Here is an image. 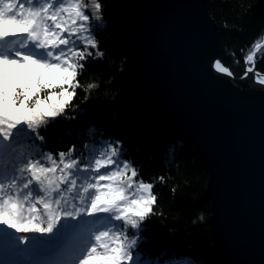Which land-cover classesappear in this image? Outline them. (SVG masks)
Listing matches in <instances>:
<instances>
[{"label": "snow or ice", "instance_id": "obj_1", "mask_svg": "<svg viewBox=\"0 0 264 264\" xmlns=\"http://www.w3.org/2000/svg\"><path fill=\"white\" fill-rule=\"evenodd\" d=\"M87 7L85 0H0V225L21 233L17 250L28 241L39 254L57 255L55 264H151L139 243L154 185L128 153L100 144L96 133L58 157L47 149L44 133L65 114L82 61L104 55ZM92 7L99 17L103 5ZM212 67L233 76L220 58Z\"/></svg>", "mask_w": 264, "mask_h": 264}, {"label": "water", "instance_id": "obj_2", "mask_svg": "<svg viewBox=\"0 0 264 264\" xmlns=\"http://www.w3.org/2000/svg\"><path fill=\"white\" fill-rule=\"evenodd\" d=\"M206 6V0H103L102 18L124 56L111 107L195 150L208 173V235L218 257L264 264V75L254 61L239 78L212 67L219 46Z\"/></svg>", "mask_w": 264, "mask_h": 264}, {"label": "trees", "instance_id": "obj_3", "mask_svg": "<svg viewBox=\"0 0 264 264\" xmlns=\"http://www.w3.org/2000/svg\"><path fill=\"white\" fill-rule=\"evenodd\" d=\"M90 23L97 29L99 50L104 53L89 56L86 69L76 77L75 88L65 114L48 128L47 149L57 154L67 152L75 144L77 150L96 133L100 144L116 143L141 172L144 181L153 183L156 202L145 224L149 225L139 243V250L151 264H225L218 257L216 246L208 235L210 202L204 199L207 169L195 150L173 135L151 125L134 124L111 107L121 89L119 71L124 67L120 48L110 39L102 12L85 0ZM103 5V0H99ZM206 10L217 26L218 57L230 68L234 78L242 76L244 56H254L256 72L264 75V0H206ZM96 53V49H91ZM251 66V64H249ZM89 83L94 87L88 88ZM7 166V161H5ZM103 171V170H102ZM125 227L128 226L125 224ZM20 232L0 225V232ZM29 241L39 240V234H27ZM17 240V239H16ZM19 264H34L36 255L30 252L32 243L18 241ZM56 255L50 264H55ZM42 264H48L46 262Z\"/></svg>", "mask_w": 264, "mask_h": 264}, {"label": "rangeland", "instance_id": "obj_4", "mask_svg": "<svg viewBox=\"0 0 264 264\" xmlns=\"http://www.w3.org/2000/svg\"><path fill=\"white\" fill-rule=\"evenodd\" d=\"M23 2V0H22ZM87 9V8H86ZM85 9V11H86ZM95 10V9H94ZM78 39V38H77ZM58 91V89H56ZM48 90H42L41 97L46 95ZM26 211V209H25ZM7 233V235H6ZM16 234L8 233L1 231L0 232V264H19V255L17 251V240ZM67 243H72L71 239L66 241ZM19 245V244H18ZM30 252H34L36 255V260L34 264H40L41 262L49 260H53L52 258L55 257V254L47 255V254H39L33 250V244L29 246ZM21 263V261H20Z\"/></svg>", "mask_w": 264, "mask_h": 264}]
</instances>
